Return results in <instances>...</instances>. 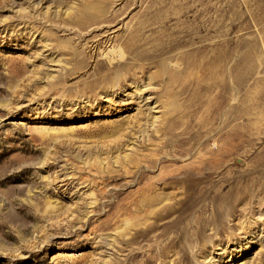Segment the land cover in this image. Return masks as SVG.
<instances>
[{
	"label": "rangeland",
	"instance_id": "obj_1",
	"mask_svg": "<svg viewBox=\"0 0 264 264\" xmlns=\"http://www.w3.org/2000/svg\"><path fill=\"white\" fill-rule=\"evenodd\" d=\"M85 1L0 0V264H264V0H90L123 21L114 33L64 21ZM140 21L149 66L97 82ZM204 157L217 166L192 188L152 193L198 201L182 223L207 224L197 241L184 230L188 258L130 257L148 245L123 231L144 214L131 203Z\"/></svg>",
	"mask_w": 264,
	"mask_h": 264
},
{
	"label": "bare ground",
	"instance_id": "obj_2",
	"mask_svg": "<svg viewBox=\"0 0 264 264\" xmlns=\"http://www.w3.org/2000/svg\"><path fill=\"white\" fill-rule=\"evenodd\" d=\"M94 8V3L90 0L85 1L84 3L78 4L76 10H71L67 13L64 21H69L70 19L75 20L79 26L85 27L86 25H93L95 22H104L107 25H104L106 32L111 30V33L117 32L116 26L123 22L119 16H114L113 14L108 15V18L103 17V13L97 11L93 14L89 13V10ZM146 21L135 22L137 28H132L130 26L126 31L129 32L128 35H121L116 37L115 47L113 53L122 55L123 63H119V66L115 68H105L106 65L110 64L111 61L109 58H113L112 63H115L114 56L111 54L108 58L105 57L103 60L96 62L94 70L97 74H102L97 82L104 84L107 79L114 78L115 85L118 83L119 79L127 78L129 74H132L136 69L144 70V66H149V50L142 48L140 42L147 44L148 35H146L147 27H144ZM110 39V38H109ZM104 40V42H108ZM172 42L178 43L180 40L173 39ZM102 45L101 42H98ZM172 45L169 43V46ZM163 48L162 46H159ZM132 56V57H130ZM114 61V62H113ZM136 61L138 63H132ZM192 59H184V64L181 66L192 67ZM130 64V66H128ZM159 78H163L166 81L167 86H172L176 84L179 80V72L177 70H169L166 68H159L155 74ZM166 127V126H165ZM193 165V170L188 172L184 176H174L168 175L162 177L159 181L154 182L150 187L145 188V193L141 194L137 200H134L131 205L135 206V211L143 212L141 215L142 219L131 220L123 228V231L132 230L133 232L130 235L129 241H145L148 245H140V251L136 248L132 250L130 257L136 258L139 255H143L146 260L150 259H160L165 255H169L171 252L182 251L185 255V258H188L189 253L192 251V246L187 245V239L189 236L184 237V230L190 229L192 227L196 228V231H192V235L195 236V241L200 237L203 228L206 226L207 222H201L198 220H189L186 221V224L183 225L182 221L184 214H187L189 211H193L198 201L185 202L180 200H175L173 203H164L163 200H160L158 196H152V193L157 191V186L163 184V189L172 187L179 184L183 190L187 188H192L197 181L202 180V172L205 168L211 169L208 172L212 171L213 168L217 166L216 160H212L211 157H204V159L197 160ZM204 163V167L200 165ZM213 172V171H212ZM143 172L135 171L134 180L141 182L143 180ZM181 174V173H179ZM189 175H194L195 178L186 177ZM182 178V179H180ZM156 184V185H155ZM162 189V190H163ZM182 207L185 208L184 213L178 215L177 217H171L170 215L174 214L177 211L182 210ZM181 208V209H180ZM181 212V211H180ZM217 217L222 216L221 212L217 210ZM170 218L169 220H166ZM219 222L220 228H217L219 232H225L228 230V227L225 224V220H214ZM129 224V225H128ZM171 233V235H169ZM199 237V238H198ZM243 264V263H241Z\"/></svg>",
	"mask_w": 264,
	"mask_h": 264
}]
</instances>
